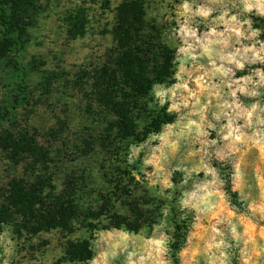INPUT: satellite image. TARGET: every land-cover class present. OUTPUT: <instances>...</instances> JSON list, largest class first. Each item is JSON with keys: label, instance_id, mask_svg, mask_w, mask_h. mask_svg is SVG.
Masks as SVG:
<instances>
[{"label": "rangeland", "instance_id": "1", "mask_svg": "<svg viewBox=\"0 0 264 264\" xmlns=\"http://www.w3.org/2000/svg\"><path fill=\"white\" fill-rule=\"evenodd\" d=\"M121 1L0 0V3H6L9 18L14 24L11 39H17L15 26L22 20V10H27L24 7L25 2L30 4L28 13L32 16L24 45L18 42L17 45L9 47L2 35L3 27L0 22V135L10 133L15 137L23 138L26 135L33 138L50 158L47 173L53 174L56 192H72L73 204L76 206V214L64 228L34 232L28 227L25 217L15 212H11L5 221H0V237L6 236V240L13 245L9 264H55L58 260H61V264H81L67 260L65 251L68 243L83 240H89L91 243L93 254L86 263L90 264V261L98 259L101 253L111 247L118 239L119 232L126 231L137 237L143 236L144 241L158 238V234L153 237V228L163 218L161 210L169 202L152 195L151 189L147 187L149 181L157 179L153 167L148 166L146 169L152 173L148 177L138 170L146 153L140 152L133 165H126L125 158L129 145H139L147 139L150 133L144 135L145 127L152 114L166 112L168 104L159 111H149L144 102L148 94L142 97L135 106L134 113L137 133L134 137L121 141L114 129L117 125L115 116L108 108L99 106L91 94L89 72L107 59V54L114 46L112 28L116 7ZM143 1L149 35L161 42L173 61L176 47L162 41H167L165 33L170 28L177 27L175 19L171 23L165 21L158 25L156 17H149L148 13L157 10L163 0ZM180 2L181 0H174V4ZM204 2L205 0H195L193 7ZM168 7L171 10L173 5ZM21 12L23 14H20ZM171 14L175 17L174 11ZM108 16L112 18L108 19ZM199 19L194 18V26L197 36L201 37L207 29L204 24L198 23ZM75 22L78 25L85 22V32L73 37L69 29L73 28ZM258 26L254 22V27ZM261 39H264V34ZM189 40L193 42V38ZM181 43L177 36L176 44ZM236 46L238 45H232ZM232 47L227 51H231ZM201 50L196 48L195 51L198 53ZM177 66L178 62L176 65L172 63V76L178 70ZM193 67L195 65L192 62L185 65L186 70ZM249 68L264 70V65L258 62L251 66L246 64L245 70L237 71L235 78L247 75ZM202 73L203 69L199 72L193 71L191 77H185L188 87L181 90L180 97L187 98L188 107L185 109L181 105L180 112H166L173 118L168 124H174L181 116H185V113L191 114L190 117L185 116V120H199L197 110L205 103L207 91L204 85L210 87L207 78L197 82V77ZM159 83L171 86L177 81L169 77ZM237 95L240 96L239 93ZM197 98L199 104L196 103ZM240 98L247 102L246 97ZM215 103V99H212V103L205 109L204 114L208 120L212 119V112L216 111ZM163 126L153 133H162ZM204 139L201 137V141ZM207 139H216V133L211 132ZM160 143L153 141L152 145L155 147ZM217 144H221V141L218 140ZM205 147L211 152L215 146ZM191 148L200 149V153L192 158L198 163L204 149L199 142L191 145ZM176 155L179 157L180 154ZM233 155L242 169L240 183L248 195V201L259 205L261 185L264 184V151L250 145L238 146ZM176 163L177 160H171L166 170H171ZM27 164L25 159L19 164L15 163L10 152L0 145V208L8 194L9 182L13 178L26 177V180L31 181L26 170ZM121 164L126 166L121 167ZM212 166L218 167L215 160L212 161ZM134 171L140 176V180L132 175ZM192 175L199 179L204 178L203 171ZM182 176V173L174 172L171 180L174 184L178 183ZM191 186L192 180H189L184 187L189 190ZM221 191L225 192L226 198L214 209L215 216L211 213H195L177 223L176 218L180 213L175 207L171 208L167 219L174 225L175 231L168 232L165 229V235L169 237L165 245L167 250L155 260L149 258L143 264H204L203 250L205 242L209 239L211 226L224 231L227 226L225 217L238 225V232L246 233L245 239L251 237L248 244L251 258L247 260V264H264V211L250 215L245 211L244 202L236 199L237 193L228 195L227 186ZM197 216L200 217L199 220ZM194 224L199 227H192ZM78 232L80 235L75 240L69 239ZM97 232L107 233L109 236L99 240ZM189 233H196L191 242L187 239ZM225 236L227 237V232ZM178 242L181 246L176 251L174 246ZM229 242L231 243L230 239ZM131 243L129 241V244ZM4 246L5 239H0V253L3 252ZM240 247H244V244L241 243ZM181 250L184 251L182 257L177 255ZM148 251L151 252L152 249L149 248ZM141 255L147 256L148 252L141 249L132 259L137 261ZM155 255L153 252V256ZM238 255L237 253L232 256L230 264H244L247 257L238 259ZM123 259V256L118 255V258L109 264H121ZM216 264L220 262L217 261Z\"/></svg>", "mask_w": 264, "mask_h": 264}, {"label": "clouds", "instance_id": "2", "mask_svg": "<svg viewBox=\"0 0 264 264\" xmlns=\"http://www.w3.org/2000/svg\"><path fill=\"white\" fill-rule=\"evenodd\" d=\"M170 4L173 5L171 10L168 7ZM193 4L195 0L191 3L189 0H181L179 4H174V0H163L157 10L149 11L148 16L156 17L158 25L165 21L171 23L175 19L177 27L170 28L165 33L168 37L167 41L162 42L176 47V55L172 63L176 65L178 62V70L170 77L177 83L171 86L166 83H153L144 102L149 111H159L166 103L168 104L166 112L169 114L180 112L181 105L186 109L188 100L180 97L181 90H186L188 87L185 77H191L193 71L199 72L203 69L202 75L197 77V82L207 78L210 87L204 85L207 91L205 103L197 110L199 120L190 118L185 120V116L191 115L185 113V116H181L174 124H165L162 133H150L143 143L129 145L125 158L126 165H133L137 161L138 154L144 151L146 154L138 170L148 177L152 173L147 172L146 169L148 166L153 167L157 179L149 181L147 187L151 189L152 195L169 202L161 210L163 218L153 228V237L158 234V238L144 241L143 236L137 237L126 231L119 232L118 239L111 244V247L101 253L98 259L90 261V264H109L110 261L117 259L118 255L124 258L121 264H143L149 258L155 260L167 250L165 245L169 237L165 235V229L168 232L175 231L174 225H171L167 219L171 214L170 209L175 207L179 211L177 223L195 213H211L215 216L214 209L226 198L225 192L221 191L225 186L228 187V195L237 193L236 199L244 202L245 211L250 215L264 211V184L261 185L259 205L249 202L248 195L245 194L240 183L242 169L233 155L238 150V146L250 145L264 151V70L249 68L247 75L239 79L235 78L236 72L244 71L246 64L251 66L258 62L264 65V39H261L264 34V0H205L195 7ZM173 11L175 17L171 14ZM195 17H199L198 23L204 24L207 29L201 37L197 36L194 26ZM111 18L108 16V19ZM254 22L259 26L254 27ZM177 36L182 41L179 45L176 44ZM189 38H193V42H190ZM233 44L238 46L232 47ZM230 47L232 50L227 51ZM196 48L202 50L197 53ZM189 62L195 67L186 70L185 65ZM241 96L246 97L247 102L241 100ZM212 99L216 101L214 105L216 111L212 112V119L208 120L204 113L212 103ZM196 103H200L199 98ZM211 132L216 133V139H207ZM201 137L205 139L201 141ZM218 140L221 141L219 145ZM153 141L161 143L154 147ZM198 142L201 143L204 152L197 163L192 158L200 153V149L192 150L191 145ZM205 146L215 147L209 152ZM177 153L180 154L179 157ZM173 159L177 160V163L171 170H166V166ZM213 160L217 162L218 167L212 166ZM189 162H191L190 166ZM221 169L224 171L222 172ZM201 171L204 172L203 179L192 175ZM174 172L183 174L180 181L175 184L171 180ZM132 175L140 180L137 172L134 171ZM189 180H192V186L191 189L186 190L184 186ZM57 190L59 191V187ZM199 218L197 216V220ZM225 220L227 226L224 231L211 226L209 239L205 242L203 250L204 264H216L217 261L220 264H230L232 256L237 253L238 259L247 257L244 260V264H247V260L251 258L248 249L251 237L245 239L246 233L238 232L236 223L228 217H225ZM192 227L199 225L194 224ZM79 235L78 232L69 239L75 240ZM193 235L196 233H189L187 238L189 242ZM96 236L99 240H104L109 234L97 232ZM0 239L6 241V246L0 253L2 257L0 264H9L13 245L6 240V236ZM129 241L132 243L129 244ZM241 243L244 247H240ZM149 248L152 249L151 252L148 251ZM141 249L148 252V255H141L139 260L134 261L132 257ZM177 255L182 257L184 251L181 250Z\"/></svg>", "mask_w": 264, "mask_h": 264}, {"label": "trees", "instance_id": "3", "mask_svg": "<svg viewBox=\"0 0 264 264\" xmlns=\"http://www.w3.org/2000/svg\"><path fill=\"white\" fill-rule=\"evenodd\" d=\"M29 5L25 2L27 10H22V20L15 26L17 39H11L14 24L9 18L6 3H0L2 35L9 47L26 42L27 28L32 18L28 13ZM84 32L85 22L80 25L75 22L73 28L69 29L73 37ZM112 36L114 46L107 59L89 72L91 94L99 106L108 108L115 116L116 136L126 141L137 133L135 106L148 94L153 83L172 76V60L161 42L149 35L143 0H122L118 4ZM172 119L166 112L152 114L144 135L159 131ZM21 137L10 133L0 135V145L10 152L15 163L19 164L22 159L28 161L26 170L31 178V181L26 177L13 178L9 182L8 194L0 208V221H5L11 212H15L25 217V222L34 232L67 227L70 218L76 214L72 192H56L53 174L47 173L48 154L38 147L33 138L26 135ZM180 246L178 242L174 249L178 251ZM92 254L89 240L70 242L65 251L67 260L81 264H86ZM55 264H61V260Z\"/></svg>", "mask_w": 264, "mask_h": 264}]
</instances>
